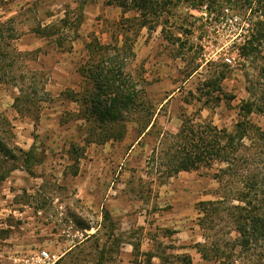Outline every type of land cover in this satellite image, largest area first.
<instances>
[{
    "label": "rangeland",
    "instance_id": "obj_1",
    "mask_svg": "<svg viewBox=\"0 0 264 264\" xmlns=\"http://www.w3.org/2000/svg\"><path fill=\"white\" fill-rule=\"evenodd\" d=\"M199 1L172 0L159 17L148 16L153 29L130 35L135 54L131 69L146 82L151 124L140 134L139 126L129 122L122 142L88 146L74 177L71 145L85 132L79 122L66 121L79 105L63 93L81 90L86 44L93 39L115 44L118 25L138 15L124 13L113 0H9L5 14L17 18L21 37L16 45L24 54L18 74L35 78L43 89L38 97L45 102L20 113L14 106L18 89L0 83V114L11 123L12 145L19 155V150L34 149L41 160L33 174L20 162L0 168V264H43V252L56 256L54 264H72L77 255L84 264H96L98 245L101 249L104 244V264L143 262V256L134 257L131 244L139 245L140 252L165 254L168 264H180L171 257L178 254H189L193 264H209L191 246L203 242L198 204L219 199L223 182L216 174L223 166L180 172L161 182L151 155L186 119L232 129L241 104H264V41L250 44L264 0H204L202 6ZM82 5L83 25L71 51L60 52L31 31L66 12L75 17ZM243 46L251 47L248 56H243ZM222 77V94L233 100L218 92L206 95L212 90L205 84ZM249 119L264 129V116ZM105 211L115 224L111 239ZM77 219L91 229L78 228Z\"/></svg>",
    "mask_w": 264,
    "mask_h": 264
},
{
    "label": "trees",
    "instance_id": "obj_2",
    "mask_svg": "<svg viewBox=\"0 0 264 264\" xmlns=\"http://www.w3.org/2000/svg\"><path fill=\"white\" fill-rule=\"evenodd\" d=\"M113 1L124 13L135 12L138 16L126 18V24L118 25L115 44H101L96 39L86 44L87 61L79 69L83 79L81 90L67 89L63 93L69 102L79 105L78 112L75 115L70 113L72 117L66 121L79 122L80 129L85 132L71 145L74 177L79 173V163L88 146L122 142L129 122L139 126L140 134L151 124L148 114L152 106L147 101L146 82L142 75L133 74L131 69L135 54L134 40L130 35H137L146 27L153 29L148 16L153 19L159 17L172 0ZM203 3L204 0L199 1L200 5ZM8 4L9 0H0V83L18 89L20 95L15 98L14 106L20 113H29L45 102L38 97L43 89L32 76L22 72L18 74V64L24 55L16 45L21 33L17 28V18H7L5 14ZM83 11L82 5L75 17L66 12L57 21L40 24L31 31L48 40L58 51L69 52L80 37ZM260 17L262 19L257 23V32L252 34L250 44L264 41V13ZM250 52L251 47L243 46V56H248ZM223 79L208 81L205 87L212 91L206 95L213 92L222 94L220 82ZM223 97L229 101L234 99L233 96ZM253 114L264 116V104L252 100L241 104L239 121L232 129H220L211 123L194 124L186 119L176 134L160 140L151 155L152 160H157V179L161 182L180 172L211 168L215 164L223 166L216 174V178L223 182L219 199L198 204V227L203 242L191 246L201 260L209 264H264V129L250 121L249 117ZM11 138V123L0 114V168L4 163L20 162L29 174H33V168L41 163L36 151L19 150L21 154H17ZM5 178L3 174L2 179ZM104 220L108 226V239H111L115 224L108 211L104 212ZM76 225L82 230L91 229L79 219ZM164 232L171 233L170 230ZM131 245L134 257L136 253L144 257L143 262L133 264H153L156 258L160 264L170 263V257L165 254L140 252L139 245ZM106 247L104 244L100 249L98 245L96 264H104ZM80 257H73L72 264H84ZM171 257L180 264H193L189 254Z\"/></svg>",
    "mask_w": 264,
    "mask_h": 264
},
{
    "label": "built area",
    "instance_id": "obj_3",
    "mask_svg": "<svg viewBox=\"0 0 264 264\" xmlns=\"http://www.w3.org/2000/svg\"><path fill=\"white\" fill-rule=\"evenodd\" d=\"M40 261L43 264H54L57 260L55 255L51 256L48 253L43 252V254L40 256Z\"/></svg>",
    "mask_w": 264,
    "mask_h": 264
}]
</instances>
